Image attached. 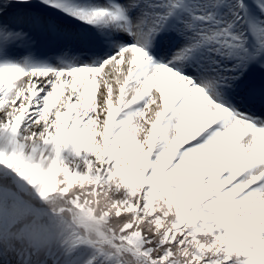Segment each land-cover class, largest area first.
Wrapping results in <instances>:
<instances>
[{
  "label": "snow or ice",
  "instance_id": "1",
  "mask_svg": "<svg viewBox=\"0 0 264 264\" xmlns=\"http://www.w3.org/2000/svg\"><path fill=\"white\" fill-rule=\"evenodd\" d=\"M0 137L94 153L133 264H264V0H0Z\"/></svg>",
  "mask_w": 264,
  "mask_h": 264
},
{
  "label": "clouds",
  "instance_id": "2",
  "mask_svg": "<svg viewBox=\"0 0 264 264\" xmlns=\"http://www.w3.org/2000/svg\"><path fill=\"white\" fill-rule=\"evenodd\" d=\"M21 143L20 163L13 161L10 165L4 163V159L12 149L6 138H0L3 153L0 174H10L8 184L0 175V250L14 254L19 261L22 254L49 259L58 252L86 247L92 255L84 264H90L101 249L113 256H123L125 264H133L124 252L114 250L111 245L113 233L118 234L127 218L118 219L115 214L119 197L114 198V183L105 181L97 186L93 174L85 167L80 172L83 175L75 179V186L67 188L70 171L66 158L61 155L64 145L59 141L43 143L22 138ZM25 163L29 167L21 172ZM54 172L65 177L64 187L43 191ZM13 177L24 189L15 198H6L5 189L11 185Z\"/></svg>",
  "mask_w": 264,
  "mask_h": 264
},
{
  "label": "rangeland",
  "instance_id": "3",
  "mask_svg": "<svg viewBox=\"0 0 264 264\" xmlns=\"http://www.w3.org/2000/svg\"><path fill=\"white\" fill-rule=\"evenodd\" d=\"M117 115H118V113H117ZM114 119H115V117H114ZM69 124H70V121H69ZM0 138H3V137H0ZM110 138H111V127L109 129V139ZM93 139H95V136H93ZM61 155L66 158V163H68L69 171L74 170L77 172H83L84 171V169H85L84 161L85 160H94L95 159L94 153H92L90 150H87V149L83 148L82 146L77 149L71 144V142H69L68 144L64 145L61 148ZM89 171H91V170L89 169ZM57 174H59V173H57ZM0 175H2L3 177H5V176L7 177L10 174L7 172H4ZM56 179H57V176H56ZM13 181H14L15 186H17V187H13V186L7 187L5 189V193H4L6 198H9V197L15 198L18 195V193L24 189V185L21 184L19 181L15 180L14 177H13ZM79 251H83V252H85V254L82 255L81 258H79L78 260H75V262H70V261L66 260V258L64 257V254L65 255L68 254L69 251H67V252L56 253L52 258H49L47 260V264H84V262L86 260H88L90 258V256L92 255V252L89 249L88 250H79ZM1 252L5 253V255L8 256L7 252H5L3 250H1ZM74 252H75V249H74ZM20 261H23V260L20 259ZM2 264H4V263H2Z\"/></svg>",
  "mask_w": 264,
  "mask_h": 264
},
{
  "label": "bare ground",
  "instance_id": "4",
  "mask_svg": "<svg viewBox=\"0 0 264 264\" xmlns=\"http://www.w3.org/2000/svg\"><path fill=\"white\" fill-rule=\"evenodd\" d=\"M73 252H74V249L69 251L68 254H66V255L64 254V257L71 262H75V259H73V258L71 259V254ZM4 256H6L5 253L1 252V250H0V263L1 264L4 263V261H3ZM8 257L10 259V264H24V261H20V260L18 261V259L16 258V256L14 254L8 253Z\"/></svg>",
  "mask_w": 264,
  "mask_h": 264
},
{
  "label": "trees",
  "instance_id": "5",
  "mask_svg": "<svg viewBox=\"0 0 264 264\" xmlns=\"http://www.w3.org/2000/svg\"><path fill=\"white\" fill-rule=\"evenodd\" d=\"M7 177H8V176H7ZM7 177H6V176L4 177V178H5V179H4V182H5L6 184L9 183ZM60 179H62L61 175H60V174H57V180H60ZM10 186L17 187V186H15L14 181L11 183ZM79 250H88V249H87L86 247H80V248L75 249V252H73V253L71 254V259L73 258V259H75V260H78L79 258H81L82 255L85 254V252H83V251H79ZM66 260L69 261L68 259H66ZM70 262H71V261H70Z\"/></svg>",
  "mask_w": 264,
  "mask_h": 264
}]
</instances>
